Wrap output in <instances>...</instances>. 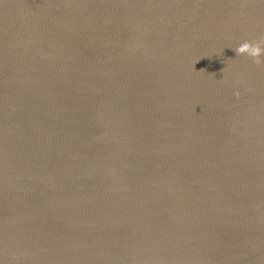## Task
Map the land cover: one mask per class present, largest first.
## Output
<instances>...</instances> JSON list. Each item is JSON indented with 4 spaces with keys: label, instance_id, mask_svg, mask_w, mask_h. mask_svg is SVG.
I'll use <instances>...</instances> for the list:
<instances>
[{
    "label": "water",
    "instance_id": "water-1",
    "mask_svg": "<svg viewBox=\"0 0 264 264\" xmlns=\"http://www.w3.org/2000/svg\"><path fill=\"white\" fill-rule=\"evenodd\" d=\"M262 35L264 0H0V264H264Z\"/></svg>",
    "mask_w": 264,
    "mask_h": 264
},
{
    "label": "clouds",
    "instance_id": "clouds-1",
    "mask_svg": "<svg viewBox=\"0 0 264 264\" xmlns=\"http://www.w3.org/2000/svg\"><path fill=\"white\" fill-rule=\"evenodd\" d=\"M233 50L236 53V56L247 57L259 67L262 64L261 57H264V35L251 41L245 40ZM200 71L204 70L201 69ZM235 95L239 97V92H236Z\"/></svg>",
    "mask_w": 264,
    "mask_h": 264
}]
</instances>
